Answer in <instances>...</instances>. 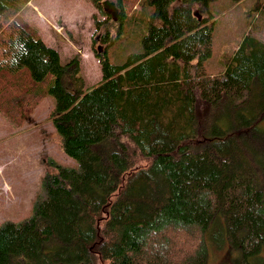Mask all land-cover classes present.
I'll return each instance as SVG.
<instances>
[{"label":"trees","instance_id":"obj_1","mask_svg":"<svg viewBox=\"0 0 264 264\" xmlns=\"http://www.w3.org/2000/svg\"><path fill=\"white\" fill-rule=\"evenodd\" d=\"M93 1L102 80L87 88L79 56L63 63L0 0V111L21 125L54 93L79 162L45 174L31 216L2 223L0 264H206L219 216L242 249L234 264H264V40L247 32L212 74L210 0H152L143 49L115 63L124 4L114 20Z\"/></svg>","mask_w":264,"mask_h":264},{"label":"rangeland","instance_id":"obj_2","mask_svg":"<svg viewBox=\"0 0 264 264\" xmlns=\"http://www.w3.org/2000/svg\"><path fill=\"white\" fill-rule=\"evenodd\" d=\"M3 1L14 5L20 20L59 51L63 63L79 56L80 75L87 88L100 83L101 63L95 50L102 49L99 35L104 30H95V17L102 21L106 17L99 13L93 0ZM121 1L125 15L111 24L115 40L108 47V56L115 63L124 62L129 54L143 49V38L155 10L152 0ZM200 12L207 17L216 16L213 54L205 61L212 74L225 70L224 58L247 32L264 40V0H210ZM56 103L55 94L48 93L21 125L0 111V226L6 220L20 222L32 215L35 203L44 196L43 180L48 171L79 167L77 159L65 152L62 135L53 122ZM260 127L264 129V119ZM207 238L206 264H234L242 252L228 238L222 216L211 225Z\"/></svg>","mask_w":264,"mask_h":264},{"label":"water","instance_id":"obj_3","mask_svg":"<svg viewBox=\"0 0 264 264\" xmlns=\"http://www.w3.org/2000/svg\"><path fill=\"white\" fill-rule=\"evenodd\" d=\"M103 7L105 12L110 14L114 20H117L119 17V8L116 5L115 1L111 0H104L103 1Z\"/></svg>","mask_w":264,"mask_h":264},{"label":"crops","instance_id":"obj_4","mask_svg":"<svg viewBox=\"0 0 264 264\" xmlns=\"http://www.w3.org/2000/svg\"><path fill=\"white\" fill-rule=\"evenodd\" d=\"M236 1V0H235ZM240 1H242V0H238L237 2H240ZM116 2V1H115ZM57 26V28L60 30L61 29V25L60 24H58V25H56ZM239 45V44H238Z\"/></svg>","mask_w":264,"mask_h":264}]
</instances>
